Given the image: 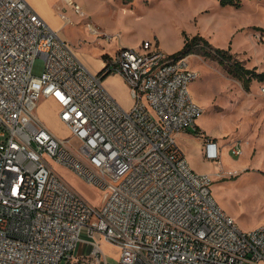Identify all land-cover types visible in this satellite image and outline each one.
Returning a JSON list of instances; mask_svg holds the SVG:
<instances>
[{
	"label": "built area",
	"instance_id": "2783aa9c",
	"mask_svg": "<svg viewBox=\"0 0 264 264\" xmlns=\"http://www.w3.org/2000/svg\"><path fill=\"white\" fill-rule=\"evenodd\" d=\"M108 72L127 84L130 109L104 87ZM199 76L189 57L151 40L121 47L93 73L26 0H0V264H72L85 237L93 264L104 260L98 238L121 250L119 264H264V226L242 231L179 144L203 112L189 89ZM41 98L58 104L69 139L41 121ZM204 144L222 168L218 140ZM231 145L242 156V142ZM53 164L102 190V205Z\"/></svg>",
	"mask_w": 264,
	"mask_h": 264
},
{
	"label": "rangeland",
	"instance_id": "374dc122",
	"mask_svg": "<svg viewBox=\"0 0 264 264\" xmlns=\"http://www.w3.org/2000/svg\"><path fill=\"white\" fill-rule=\"evenodd\" d=\"M75 1L85 10V17L75 14L64 0H43L44 17L59 28L60 36L93 73L104 68V55L115 57L121 47L136 48L145 40L157 41L160 50L175 54L178 47H184L185 35H201L217 48L230 49L247 68L264 72V0H242L240 8L221 7L217 0H134L130 5L121 0ZM61 13L70 18L68 25H63ZM188 57L200 75L189 89L203 112L179 144L193 170L213 178L214 198L238 227L244 232L258 229L264 226V78L254 80L246 92L217 61L196 54ZM118 77L109 75L104 87L123 108L130 109L129 89ZM36 113L59 138H70L49 99L39 100ZM206 138L217 139L222 147L220 169L205 157ZM236 140L244 147L240 157L231 153ZM53 167L92 205H102V190L67 167ZM98 240L105 260L101 264H119L121 250ZM85 258L80 257L78 264H93Z\"/></svg>",
	"mask_w": 264,
	"mask_h": 264
},
{
	"label": "trees",
	"instance_id": "16d2710c",
	"mask_svg": "<svg viewBox=\"0 0 264 264\" xmlns=\"http://www.w3.org/2000/svg\"><path fill=\"white\" fill-rule=\"evenodd\" d=\"M123 4L130 5L134 0H121ZM221 7H235L240 8L242 6V0H217ZM192 54L201 55L205 58L217 61L233 78L239 80L243 89L246 92H250L251 85L256 79H263L264 72L258 73L256 68L249 69L245 63L237 58L230 49H222L213 46L206 38L201 35H195L188 37L185 35L184 47L176 52L175 56L188 57ZM109 55H104V59H107ZM106 61V60H105ZM112 73L104 75L103 80L106 79ZM198 132V129H196ZM207 139V138H206ZM217 140V139H215Z\"/></svg>",
	"mask_w": 264,
	"mask_h": 264
},
{
	"label": "crops",
	"instance_id": "0c3cea01",
	"mask_svg": "<svg viewBox=\"0 0 264 264\" xmlns=\"http://www.w3.org/2000/svg\"><path fill=\"white\" fill-rule=\"evenodd\" d=\"M29 4H31L33 7H34V9L40 14V16L46 21V19H45V15H46V10H45V8L43 7V0H26ZM47 22V21H46ZM48 23V22H47ZM54 30H56V31H58L59 30V28L57 27V26H53V25H51L50 23H48ZM160 42V41H159ZM137 48V47H136ZM182 49V45L180 46V47H178L174 52H178V51H180ZM114 74H117V73H114ZM120 78H122L119 74H117ZM118 77V78H119ZM122 80H123V82H124V84L127 86V84L125 83V81H124V79L122 78ZM128 87V86H127ZM129 89V88H128ZM49 101L50 102H52L55 106H56V108H57V113L59 114V106H58V104L53 100V99H49ZM55 134V133H54ZM56 136H58L57 134H55ZM185 136H186V133H182V134H180L179 136H178V141H180V143H181V141L183 140V138H185ZM180 146H181V144H180ZM182 147V149L184 150V152H185V155H186V151H185V149H184V147L183 146H181ZM187 157V156H186ZM85 240L86 241H84L83 243H81V245L79 246V248H78V250H77V252H76V254H75V260L72 262V264H78V260H79V258L81 257V259L82 258H84V257H86V256H89L90 254H91V251H92V245H91V241H92V239L91 238H89V237H85ZM103 240V239H102ZM105 241V240H104ZM96 242H99V240L97 239L96 240ZM100 243V242H99ZM100 247H101V244H100ZM106 264V263H105Z\"/></svg>",
	"mask_w": 264,
	"mask_h": 264
},
{
	"label": "water",
	"instance_id": "95a60500",
	"mask_svg": "<svg viewBox=\"0 0 264 264\" xmlns=\"http://www.w3.org/2000/svg\"><path fill=\"white\" fill-rule=\"evenodd\" d=\"M102 71H103V69H102ZM102 71H101V72H102ZM101 72H100V73H101ZM100 73H98V74H100ZM108 73H109V72H108ZM108 73H107V74H108ZM105 75H106V74H105ZM103 77H104V76H103Z\"/></svg>",
	"mask_w": 264,
	"mask_h": 264
},
{
	"label": "bare ground",
	"instance_id": "6f19581e",
	"mask_svg": "<svg viewBox=\"0 0 264 264\" xmlns=\"http://www.w3.org/2000/svg\"><path fill=\"white\" fill-rule=\"evenodd\" d=\"M60 35V34H59Z\"/></svg>",
	"mask_w": 264,
	"mask_h": 264
}]
</instances>
